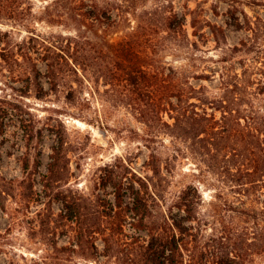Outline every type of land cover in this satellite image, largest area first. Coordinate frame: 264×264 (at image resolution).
I'll use <instances>...</instances> for the list:
<instances>
[{
	"label": "rangeland",
	"instance_id": "obj_1",
	"mask_svg": "<svg viewBox=\"0 0 264 264\" xmlns=\"http://www.w3.org/2000/svg\"><path fill=\"white\" fill-rule=\"evenodd\" d=\"M51 1L31 0L34 33L0 24L14 41L45 37L60 55L52 76L34 46L36 80L0 59V264H145L150 235L169 234L172 219L196 240L165 250L175 264L200 253L217 264L220 249L238 260L241 247L247 264H264V252L238 245L242 229L264 225V0H82L83 10L111 9L103 21L74 20L66 7L46 9ZM118 43L129 58L114 53ZM186 84L200 91L175 123L174 92ZM163 86L169 95L147 102L144 92ZM135 191L148 193L150 214L132 210Z\"/></svg>",
	"mask_w": 264,
	"mask_h": 264
},
{
	"label": "trees",
	"instance_id": "obj_2",
	"mask_svg": "<svg viewBox=\"0 0 264 264\" xmlns=\"http://www.w3.org/2000/svg\"><path fill=\"white\" fill-rule=\"evenodd\" d=\"M72 2V0H52L49 5L47 4L45 6L46 9H49L50 5L53 6H60V7H66V13H72L70 18H73L74 20H85V19H91L95 21H103L104 19H110L111 16V9H108L104 6H98L97 4L94 5V7L90 10H83L81 7L82 0L75 1L71 5H65L67 2ZM222 1V0H220ZM30 4L31 0H0V24L1 25H9L11 28H14V31H22L23 29L28 30L30 28V20L31 19V11H30ZM214 12L218 11V5H213ZM162 11V10H161ZM58 14V13H56ZM50 15V14H49ZM48 15V16H49ZM154 20L159 21L161 20L165 24H170L172 21L169 16L162 17V15L159 16V14L154 12ZM53 16H51L49 19H47L48 22H55ZM112 24L118 23L116 19L111 20ZM32 33H34L33 30H28ZM210 31L214 35L215 39L220 40L224 39V31L223 29L216 25V24H210ZM46 38L43 36H36L35 34L28 35L26 39H20L19 41H14L12 34L9 30H4L0 28V59L4 62H14L16 64L23 63L24 66H21V73L25 75H33V77L36 80L37 75H39L37 65L33 61L32 56V50L34 49V46L38 44L40 49L44 50V55H42V58L46 60V69L47 73L52 76H55V70H57V65L59 64L58 59L60 55L52 50L51 46L47 45ZM50 51H53L50 53ZM114 53L117 55L118 58L127 59L131 55V47L128 45V43H118L116 48H114ZM76 56H82L76 55ZM84 60L86 59L84 56H82ZM21 60V61H20ZM75 58L72 59L73 63L75 62ZM129 60V59H128ZM115 62V67L117 68L120 63ZM23 67V68H22ZM142 79L146 80V83L150 79V75H148L147 71H140ZM131 73V71H130ZM127 74V80H131L134 78L131 74ZM204 74H198L196 75L197 78H205ZM132 82V80L130 81ZM35 85H38V82L35 83ZM200 91V88H196L192 86L191 84H186L185 87H178L175 92L174 96L177 97L178 103L175 106H172L173 109L176 110V115H174L175 123L177 121L184 122L186 118V112H185V106L187 104H191L190 98L197 97L195 94ZM167 92H169V89L163 86V89L160 91H156V89H147L144 92V96L147 98V102H152L153 99L158 96L159 99H164L166 97ZM199 98V97H198ZM216 101H221V98L217 99ZM149 110H153L150 107H148ZM147 108H141L140 111H145ZM148 114V113H146ZM154 114L150 115L149 117H153ZM223 117V116H222ZM28 132V138H27V144H30L32 140V133L33 131L31 129L26 130ZM153 169L155 170V173H157L156 169V163L153 162ZM28 166L27 161L24 162L23 168L26 169ZM121 179H116L113 181L112 185L115 188V197L120 198L123 193L120 192L121 190ZM133 198L135 203L138 204L136 208L132 210H136V213H144L146 215L150 214V212L146 209V204L142 203L146 201V197L148 196V193L142 192L140 194L139 191L132 192ZM184 211L186 212V219L189 220L194 212V207L189 200H186L183 204ZM242 214H252L253 218L256 219L255 213H251V211L243 209L241 210ZM172 231L169 234L158 233L155 232L152 235H150V238L148 240L147 245L145 246L144 252H143V259L145 264H165L167 262H171V264H175V260L177 263V257L174 259H170L165 255V250H168L170 253L177 249H185L187 244H189L190 241H196L195 240V234L191 231L192 226L190 225H184L182 221L178 219H172ZM257 224V221H256ZM257 228L255 230H252L250 233L246 231V229H242L240 233V239L238 241V245L244 244L247 248H254V251L257 254H263L264 252V225L259 226L256 225ZM259 226V227H258ZM251 234V237L250 235ZM177 237V238H176ZM205 246V245H204ZM203 246V247H204ZM214 246V245H212ZM221 245L217 244V248H219ZM193 249V248H192ZM237 257L238 260L235 258H230L228 255L225 254L223 249H220L219 251H222L219 255H217L216 263L217 264H247L244 259L246 257V250H244L242 247L238 249ZM240 252V253H239ZM179 254L181 252L179 251ZM193 257V255H192ZM202 253L198 256L197 264H204L202 263Z\"/></svg>",
	"mask_w": 264,
	"mask_h": 264
}]
</instances>
